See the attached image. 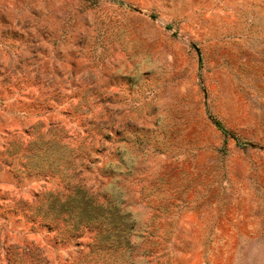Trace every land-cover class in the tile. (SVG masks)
I'll list each match as a JSON object with an SVG mask.
<instances>
[{
    "label": "rangeland",
    "instance_id": "obj_1",
    "mask_svg": "<svg viewBox=\"0 0 264 264\" xmlns=\"http://www.w3.org/2000/svg\"><path fill=\"white\" fill-rule=\"evenodd\" d=\"M0 264H264V0H0Z\"/></svg>",
    "mask_w": 264,
    "mask_h": 264
},
{
    "label": "trees",
    "instance_id": "obj_2",
    "mask_svg": "<svg viewBox=\"0 0 264 264\" xmlns=\"http://www.w3.org/2000/svg\"><path fill=\"white\" fill-rule=\"evenodd\" d=\"M219 126H221V125L219 124Z\"/></svg>",
    "mask_w": 264,
    "mask_h": 264
}]
</instances>
